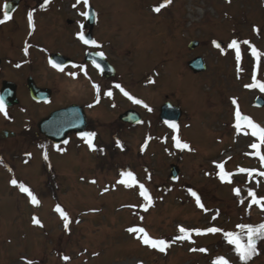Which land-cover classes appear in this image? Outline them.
<instances>
[{
	"label": "rangeland",
	"instance_id": "374dc122",
	"mask_svg": "<svg viewBox=\"0 0 264 264\" xmlns=\"http://www.w3.org/2000/svg\"><path fill=\"white\" fill-rule=\"evenodd\" d=\"M74 2L40 0L42 8L58 14L41 18V35L36 32L31 41H78L86 7ZM162 3L89 0V7L97 17V41L137 44L141 74L157 68L160 79L153 94L143 89L138 94L156 114L159 102L165 101L163 95L181 105L186 117L177 135L191 150L176 148L174 141L170 148L169 135L164 142L166 152L157 141L141 137L137 142L146 148H140L127 139L134 151L125 158L115 155L113 165L104 169L89 148H78L74 142L49 151L47 159L41 156V169L39 154L27 166L5 158L0 161V264H213L218 258L239 264L223 232L237 233L240 224L258 226L264 215V205H251L248 195L251 190L258 200L264 199V179L249 174L255 169L264 173V164L250 148L258 141L250 131L237 133L234 127L238 107L243 116L264 128V108L254 107L257 97L264 99V92L246 87L253 83L254 73L264 83V0H171L159 13L154 12ZM18 17L17 13L15 20ZM67 18L73 23L68 25ZM38 19L33 17V22ZM20 21L22 35L19 32L16 40L4 30L0 41H22L30 27ZM192 40L201 42L195 53L186 49V41ZM233 40L239 42V64L235 50L228 47ZM213 41L223 46L214 49ZM244 41L259 53V67ZM198 53H203L208 71L194 76L185 63ZM260 151L264 153V147ZM172 163L180 169L175 182L168 178ZM217 164L231 174L226 177L231 183L221 181ZM241 169L249 172L237 176ZM127 172L136 181L131 187L119 183L122 179L131 183L121 175ZM21 184L36 196L38 205L20 191ZM141 184L151 197L147 211L139 195ZM234 189H240L239 196ZM189 190L198 194L203 209ZM58 206L69 218L67 229L56 211ZM34 217L42 226L33 223ZM133 227L144 228L149 237L164 239L170 246L160 252L143 244L136 238L139 234L127 231ZM180 227L202 231L215 227L222 232L196 235L192 231L191 242L174 240L181 235ZM257 248L263 251L258 261L263 264L264 240L257 241Z\"/></svg>",
	"mask_w": 264,
	"mask_h": 264
},
{
	"label": "flooded vegetation",
	"instance_id": "af4514ba",
	"mask_svg": "<svg viewBox=\"0 0 264 264\" xmlns=\"http://www.w3.org/2000/svg\"><path fill=\"white\" fill-rule=\"evenodd\" d=\"M7 1L4 0L0 4V19H3V5ZM29 1L21 0L18 9L11 15L12 18L0 24V32L5 29L12 37L19 38V32L22 34L20 20H26L28 12L33 11L39 15L37 30L34 32V29L25 36L28 35L27 38L31 39L36 32L41 35L40 19L43 9L40 0H32V5ZM17 13L19 17L15 20ZM95 42L99 47L92 44L84 45L79 40L0 41V92L6 87L9 93L14 86L16 98L19 100L15 107H4V112L0 115V132L10 131L15 134L13 138L0 139V159L6 156L23 165L30 161L29 156L34 152L40 156L41 169L43 166L41 156L44 154L47 156L49 151L59 150L72 142L78 148H84L83 136L77 134L82 131L95 133L93 139L97 142L118 141L131 134L135 138L140 134L137 128L120 121V116L126 111L140 115V104L129 100L116 85H120L129 95L141 101L138 91L142 90V83H146L149 91L150 89L154 91L152 87L155 88L156 85L152 79L153 72L142 77L139 69L140 60L136 55L139 51L137 44L129 45L126 41L95 40ZM26 47L27 55L24 51ZM101 52L104 54L103 58L98 55ZM54 55L70 60V62L54 60L63 67V72L53 68L49 63ZM93 61L100 65L99 69L94 66ZM70 73H75L76 77L73 78ZM93 84L99 86V93L93 88ZM29 85H35L39 91L41 90L40 102H35L31 98ZM108 91L112 92L111 97L105 95ZM72 106L77 108L75 111L82 120H85V126L83 129L79 128L77 133L69 134L66 144L55 147L38 132V123L53 112ZM15 112H18V115L14 114ZM96 151L97 154L102 153L100 147ZM21 152L25 157H20ZM101 162L104 169L105 162Z\"/></svg>",
	"mask_w": 264,
	"mask_h": 264
},
{
	"label": "snow or ice",
	"instance_id": "6c2138e0",
	"mask_svg": "<svg viewBox=\"0 0 264 264\" xmlns=\"http://www.w3.org/2000/svg\"><path fill=\"white\" fill-rule=\"evenodd\" d=\"M81 2L85 5L86 8L89 7V0H77V3H81ZM170 3H171V0H164V3L153 8V11L156 13H159L162 10V8L166 7ZM3 7H4V15H3V19H0V24H3L5 22L9 21L12 18L8 13L9 5L7 3H5V5ZM81 15L85 16L86 18L89 17L88 12L81 13ZM28 23H29L30 28L34 27L31 12L28 14ZM81 27H83V25ZM254 31H258V30L254 29ZM78 38L86 45L92 44L94 46L99 47V45H97L94 40L89 41L83 35H79ZM213 43H214V46H216L217 48L220 47V45L217 44L216 42H213ZM243 43L249 44V46L251 47V50H252V56L257 60V67H259V60H260L259 53L257 52V50L254 47H252L250 45V43L248 41H244ZM238 45H239V42L236 40H233L228 45V47L235 50L236 60H237V63L239 64L242 57H241V51H240V48ZM24 51H25V54L27 55V47L25 48ZM98 55L101 58H103L104 54L101 52V53H98ZM49 63L51 64V66L53 68H56L57 70L63 72L64 69L61 65H59L56 62L51 61V60L49 61ZM93 64L98 69L100 68V65L97 64L95 61H93ZM74 67H76V66L74 65ZM69 75L72 76L73 78L76 77L75 73H70ZM85 75H86V72H85ZM252 79H253V83L250 85H246V87H248V88H257L258 87L261 92H264V83L258 82L256 80L255 73L253 74ZM116 87L120 88V91L123 93V95L126 96L133 103L142 104V102L140 100L133 98L131 95H129L128 92H126L123 88H121L120 85H116ZM93 88H95L97 90V93H99V86L98 85L93 84ZM105 95H107L108 97H111L112 92L108 91L107 93H105ZM232 103L235 105L236 101L233 100ZM144 106L147 107V105H144ZM148 111H151V109L148 108ZM0 112H4V100H3V98H0ZM165 123H167L168 126L171 129H173L174 132H178V125L176 123H172V122H168V121H166ZM234 127L237 130V133L244 132L245 134H248L250 131L251 136L256 138L258 143L253 142L250 145V148L255 150V155L261 160L262 164H264V153H262L260 151L261 147H264V128H260L258 125H256L254 122H252L249 117L243 116L241 114V112L239 111L238 107L235 111ZM94 137H95V133H84L83 134V138L86 139V142L88 143L89 148H93L92 140ZM173 141H174L176 148H178L180 150H185V149L191 150L187 143H183L179 139L178 135L173 136ZM117 145L119 146V141H117ZM45 159H47L46 155H45ZM216 167L218 169H220V172L218 173V175H219V178L221 179V181L231 183L230 179H226V177H230L231 174L224 172V165L223 164H217ZM240 171L245 172L248 170L241 169ZM249 174L251 175V173H249ZM121 175L126 176V177L130 178V180H131V183H129V181L123 180V179L119 181V183L124 184L126 187H131V186H133V184L136 183L135 178L133 177V174L131 172L122 173ZM259 175L264 176V173H259ZM94 182L95 181H93V183ZM11 183L13 186H17L16 180H12ZM18 187H19L21 192L27 194V196L30 198V201L33 205L39 204V201L36 198V196L27 187H25L22 184L18 185ZM139 188H140L139 195L141 197H143V199L146 201V204L144 205V210L147 211L148 206L151 204V197L148 194L147 189H145L144 185H142V184L139 185ZM233 191H234L235 195H237V196L240 195V189H234ZM189 195H191L192 197L195 198L196 204L198 207H200L201 209L204 208V205L201 203L200 197L198 196V194L195 191L189 190ZM248 195L250 197H252V201H251L252 204H257V205L261 204V201L256 198V194L254 192L249 190ZM262 208H264V206H262ZM56 211L60 214L61 218L64 220V227H65V229H67L68 224L70 222L67 214L59 206L56 208ZM33 223L42 226L40 224V221L35 217L33 218ZM238 228L240 231L237 233L223 232V237L227 241V243L234 246V250H235L236 255L238 256L239 260L241 261V264H248V261L253 256L259 254L257 251V241L258 240H264V224H260L258 226L240 224V225H238ZM127 231L129 233L139 234L136 237L137 239H139L143 244H145V245H147L153 249H156L160 252H165L167 250V248L170 246L169 242L164 240V239H158L157 240V239H153V238L149 237V235L147 234L145 229L142 227L129 228V229H127ZM192 231H194L196 235H205V234H209V233L210 234H216L218 232H222L221 229H218L215 227L208 228V229L203 230V231L199 230V229H197V230H186L185 228L180 227L179 232L181 235L175 237L174 240H189L191 242ZM241 233L244 234V236L246 238V242H242ZM191 251L206 252V249L193 248V249H191ZM64 259L68 260L69 258L64 257ZM28 264H31V262H28ZM213 264H228V261H226L223 258H218L217 260L213 261Z\"/></svg>",
	"mask_w": 264,
	"mask_h": 264
},
{
	"label": "water",
	"instance_id": "95a60500",
	"mask_svg": "<svg viewBox=\"0 0 264 264\" xmlns=\"http://www.w3.org/2000/svg\"><path fill=\"white\" fill-rule=\"evenodd\" d=\"M9 5L8 7V13L9 15L11 14V12H13L19 4V0H10V2L7 3ZM88 13H89V17L87 18V24H89V28H90V33H91V29L93 28V24H94V18H95V14L93 12V10L91 8L88 9ZM90 33L85 37L86 39H88L90 41ZM197 45V43H192L191 45H189L190 49H193L195 46ZM188 68L193 72V73H201L205 70V65L203 63V60L201 58H196L192 61H190L188 63ZM30 94L31 97L34 99H37L39 94H38V90L36 88H31L30 89ZM0 98L4 99V95H7L6 93L2 92L0 93ZM12 96H14V92L12 93ZM15 97V96H14ZM10 106H12L13 103H9ZM255 105H257L258 107H263L264 106V101L262 99H257L255 102ZM66 111L65 112H58L55 114H52L45 123H43V126L45 124L48 125V127H50L48 130H45L43 133L47 134V136H49V134L52 132L54 134V138L60 137L61 136V131L64 130V122L66 119ZM161 119H163L165 122L168 121L165 118H169V114L164 110H162V114H161ZM39 128L41 130V123L39 124ZM47 129V128H46ZM68 130V129H67ZM65 130L63 131V135L66 136V134L68 133V131ZM50 132V133H48ZM64 140V139H63ZM56 142V141H54ZM178 167H171V177L172 179H176L178 177Z\"/></svg>",
	"mask_w": 264,
	"mask_h": 264
},
{
	"label": "trees",
	"instance_id": "16d2710c",
	"mask_svg": "<svg viewBox=\"0 0 264 264\" xmlns=\"http://www.w3.org/2000/svg\"><path fill=\"white\" fill-rule=\"evenodd\" d=\"M260 224H264V215L262 216V222L260 223ZM241 238H243V240H245V242H246V238H245V236L244 235H241ZM261 249H259V248H257V251H258V255H255V256H253L249 261H248V264H259V258L261 257V255H262V252H259ZM238 261H239V264H241V261L238 259ZM264 264V263H263Z\"/></svg>",
	"mask_w": 264,
	"mask_h": 264
}]
</instances>
